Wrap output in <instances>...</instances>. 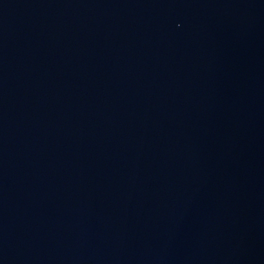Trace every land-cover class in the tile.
<instances>
[{
	"label": "water",
	"instance_id": "water-1",
	"mask_svg": "<svg viewBox=\"0 0 264 264\" xmlns=\"http://www.w3.org/2000/svg\"><path fill=\"white\" fill-rule=\"evenodd\" d=\"M0 264H264V0H0Z\"/></svg>",
	"mask_w": 264,
	"mask_h": 264
}]
</instances>
